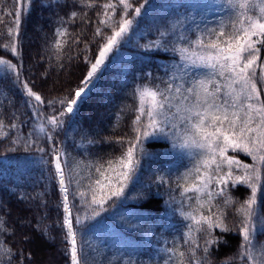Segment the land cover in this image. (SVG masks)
Masks as SVG:
<instances>
[{"label":"trees","instance_id":"obj_1","mask_svg":"<svg viewBox=\"0 0 264 264\" xmlns=\"http://www.w3.org/2000/svg\"><path fill=\"white\" fill-rule=\"evenodd\" d=\"M129 2L132 9L143 6L142 15L136 17L129 10L127 18L135 19V23L118 50L110 53L106 67L102 65L93 89L74 114L60 117L63 126L51 131V125L46 123L48 117H59L64 108L60 101L66 104L74 98L77 88L84 87L81 81L100 47L114 29L118 30L122 6L119 0H31L29 8L26 0H20L19 5L16 0H0V59L15 64L19 73L17 80L15 73L0 68V122L4 125L0 131V221L7 228L0 233V248H10L15 253L9 262L0 250V264H71L66 230L61 226L64 212L53 162L54 148L61 157L84 264H177L180 251L185 253L184 264H251L241 255L243 241L238 231L242 217L237 209L251 194L246 185L229 181L225 195H216L211 201L216 206L213 213L216 208L224 210V225L230 231L212 228L209 236L207 225L197 232V225L187 218L190 212L196 214L193 210L199 207L197 195L205 202L200 211L208 215V197L206 193L184 192L182 177L197 166L202 151L182 147L184 126L179 121L177 128L165 125L166 135L142 140L143 153L137 151L138 164L120 198L108 200L102 209L91 203L89 185L98 188L93 183L99 178L96 168L103 165L105 176L115 184L116 173L121 169L115 164L114 170L109 169L107 162L122 156L129 146L127 141L136 136L133 121L138 114V90L171 88L170 95L174 96L179 87L187 95L185 90L195 81L208 78L211 70L191 65L182 59L179 49L189 47L190 41L221 24L230 30L235 20L227 0ZM107 3L116 5L114 15L112 9L104 15L103 5ZM17 8L21 11L19 35L9 37L8 28H15ZM101 20H107L108 25ZM97 29L100 35L96 34ZM12 42L17 49L15 56L4 48L5 44L10 48ZM261 63L264 47L257 64ZM25 83L43 98L42 106L27 95ZM257 86L264 89L259 80ZM261 98L264 99V90ZM37 112L41 115L37 116ZM42 121L52 140L39 132ZM146 122L145 117L142 123ZM13 140L17 142L13 144ZM226 157L240 161L239 165H231L234 176L244 175L243 165H254L251 156L240 150L229 149ZM259 167L264 182V165ZM228 168L225 159L223 172ZM208 191H218L215 182ZM81 192L85 193L83 198ZM96 195L99 198L100 192ZM229 196L233 202L226 206L224 201ZM258 203L259 216L264 218V199L258 198ZM77 216L79 225L75 223ZM256 227L255 242L264 245V230L260 224ZM37 228L47 229L48 238ZM209 239L224 242L213 243L205 255ZM254 254L259 257L258 251Z\"/></svg>","mask_w":264,"mask_h":264},{"label":"snow or ice","instance_id":"obj_2","mask_svg":"<svg viewBox=\"0 0 264 264\" xmlns=\"http://www.w3.org/2000/svg\"><path fill=\"white\" fill-rule=\"evenodd\" d=\"M145 2L147 3V0ZM16 3L19 5L20 0H16ZM26 3L30 8L31 0H26ZM119 4L122 6V11L118 30L114 29L112 34L107 37L106 43L100 47L95 62L91 63L86 77L81 81L84 87L77 88L74 98L67 100L66 104L64 100L60 101L64 108L60 111L59 117H48L46 123L51 125V131L63 126L60 117H63L65 113H75V109L91 91L95 77L99 71H102V65L106 67L105 61L109 58L110 53H113L114 49L118 50L126 33L135 23V19L127 18L129 10H133L136 17L142 15L143 6L132 9L129 0H119ZM227 4L235 13V20L232 22L230 30L228 26L221 24L218 28L209 29L204 35L197 36L194 41H190L189 47L179 49L182 59L193 66L210 69L211 75L206 79L195 81L190 88L185 90L187 95L183 94L179 87L176 88L174 96L170 95L171 88L164 91L148 87L138 90V114L133 121V131L136 136L133 140L127 141L129 146L122 156L117 157L115 161L107 162L109 169L114 170V164L121 169L116 173L115 184L105 176V172L102 171L103 165L96 168L99 178L95 179L93 183L98 188L89 185L93 193L91 203L102 209L108 200L113 197L120 198L124 194L127 181L131 179L138 164L137 151L143 153L142 140L156 135H166L165 125L170 124L171 127L177 128L176 121H179L184 126L182 147H195L202 151V158L197 166L182 177L185 185L184 192L206 193L208 197L206 201L208 215L200 211L205 207V202H201L197 195L199 207L193 210L196 214L190 212L187 214V218L197 225L195 229L197 232L204 230L202 226L207 225L205 231L209 236H211L212 228H220L223 232L230 231L224 225V210L216 208V212L213 213L212 209L216 206L212 205L211 201L216 195H225V188L229 181H233L234 184L246 185L251 190V194L240 203V207L237 209V214L242 217L238 229L243 241L241 255L246 256L251 264H264V245H257L255 242L258 231L256 225L260 224L261 230H264V218L259 216L260 204L258 203V198L264 199V182H262L261 168L259 167V165H264V99L261 98V91L264 89L257 86L258 80L264 84V63L257 64L260 60L262 47H264V0H227ZM103 8L105 16L108 15V9H112L113 15L115 14V4L107 3L103 5ZM249 12L255 14L250 15ZM72 15L75 17L76 14ZM100 22L105 25L109 23L107 20ZM20 24L21 11L17 8L14 13L15 28H8L9 37L19 35ZM58 34L63 35V33ZM96 34H101L100 29H97ZM59 47V42H57V48ZM4 48L6 51L10 50L12 55H17L14 42L11 43L10 48L8 44H5ZM0 68L5 69L8 73H15L19 80L17 66L9 60L0 59ZM257 68L260 69L259 77ZM213 76L220 77V80L212 79ZM23 87L27 95L37 102V106L44 104L43 98L29 88L26 83ZM173 100H179L180 103L175 104ZM172 108L176 109L174 113L171 112ZM36 115L39 116L41 113L37 112ZM145 117L147 122L142 123ZM44 124L45 122H40L38 130L47 135L48 140H52V136L46 132ZM12 127L14 128L16 125H12ZM3 129V122H0V131ZM16 142V140L12 141L13 144ZM30 143V140L26 141V150ZM229 149L240 150L251 156L254 165H243L245 169L243 176L233 175L231 165L233 163L239 165L240 161L226 157ZM37 151L42 153L44 149L37 148ZM53 154L54 168L62 194L64 218L61 226L66 230L65 238L70 246L68 254L71 264H84L81 249L77 244V231L74 230L61 157L56 153L55 148ZM225 159L229 168L223 172ZM105 180L107 183L104 182ZM213 182L218 186V191L215 193L208 191L209 185ZM116 184L119 187H116ZM105 189H108L106 194ZM97 191L100 192L99 198L96 195ZM80 196L83 198L85 193L81 192ZM232 202V198L229 196L225 199L224 204L227 206ZM75 223L77 225L81 223L79 216L75 218ZM6 231V225L0 221V233ZM37 231H41V229L37 228ZM41 235L48 238V230L41 231ZM25 239L29 238L25 237ZM189 239L191 240V237ZM223 242L207 240L204 248L205 255L208 254L209 247L213 243ZM185 243H188V240ZM192 243L199 246L195 240H192ZM0 250L9 257V262L15 256L10 248H0ZM257 251L259 257L254 254ZM178 255L180 259L177 264H184L185 253L180 251ZM192 256L195 258L194 251ZM196 264H200V261H197Z\"/></svg>","mask_w":264,"mask_h":264},{"label":"rangeland","instance_id":"obj_3","mask_svg":"<svg viewBox=\"0 0 264 264\" xmlns=\"http://www.w3.org/2000/svg\"><path fill=\"white\" fill-rule=\"evenodd\" d=\"M102 70H103V67H102Z\"/></svg>","mask_w":264,"mask_h":264}]
</instances>
